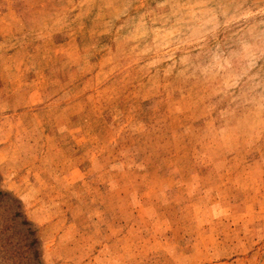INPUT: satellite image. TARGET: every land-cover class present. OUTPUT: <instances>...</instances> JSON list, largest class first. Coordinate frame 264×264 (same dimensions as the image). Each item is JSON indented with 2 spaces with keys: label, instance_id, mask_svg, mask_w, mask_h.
I'll list each match as a JSON object with an SVG mask.
<instances>
[{
  "label": "rangeland",
  "instance_id": "obj_1",
  "mask_svg": "<svg viewBox=\"0 0 264 264\" xmlns=\"http://www.w3.org/2000/svg\"><path fill=\"white\" fill-rule=\"evenodd\" d=\"M0 191V264H264V0H0Z\"/></svg>",
  "mask_w": 264,
  "mask_h": 264
},
{
  "label": "trees",
  "instance_id": "obj_2",
  "mask_svg": "<svg viewBox=\"0 0 264 264\" xmlns=\"http://www.w3.org/2000/svg\"><path fill=\"white\" fill-rule=\"evenodd\" d=\"M1 192V191H0ZM8 199L12 206H17V210L14 212L12 219L16 220L19 219L18 224L23 225L27 228V235H25V238L27 239L28 237V244L30 245V249L32 250L33 255L37 256L39 255V251L38 249L35 247V244H37L38 241V237L36 235V232L32 229L31 227V222L28 220V218L26 217V215L23 212L22 209V203L20 201V199H18L17 197H15L12 193L8 192L6 193ZM36 258V257H35Z\"/></svg>",
  "mask_w": 264,
  "mask_h": 264
}]
</instances>
